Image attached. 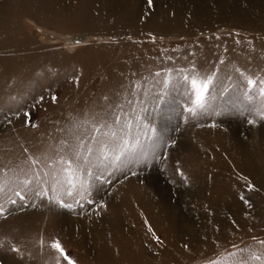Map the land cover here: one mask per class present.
Here are the masks:
<instances>
[{
    "label": "rangeland",
    "instance_id": "374dc122",
    "mask_svg": "<svg viewBox=\"0 0 264 264\" xmlns=\"http://www.w3.org/2000/svg\"><path fill=\"white\" fill-rule=\"evenodd\" d=\"M260 80L264 0H0V264H262Z\"/></svg>",
    "mask_w": 264,
    "mask_h": 264
},
{
    "label": "snow or ice",
    "instance_id": "6c2138e0",
    "mask_svg": "<svg viewBox=\"0 0 264 264\" xmlns=\"http://www.w3.org/2000/svg\"><path fill=\"white\" fill-rule=\"evenodd\" d=\"M149 3H151V0H149ZM159 75V73H157ZM181 79L189 86V88L192 90V94L195 96V108L189 109V111L195 113L196 108H203L205 105V100L207 98V94L210 90V85L213 83L214 76L213 75H205L200 76L198 73L192 74V75H184L181 77ZM164 83H168L167 80L164 81ZM261 87L259 88V91L262 95H264V80L259 81ZM247 84L252 85L253 87H256L257 81L254 79H247ZM251 98V97H249ZM43 100V97L40 98ZM55 99V98H54ZM122 107V106H121ZM264 114V113H262ZM31 116V113H24L25 121L27 123H31V120L29 119ZM7 119V117H6ZM10 122V119H9ZM252 121H250L251 123ZM98 131V129H97ZM112 136H115L116 134L113 132L111 134ZM93 140H96L95 137H93ZM97 144H104L103 140H96ZM103 155V148L97 149ZM92 153V149L89 148L87 150L86 154H81L79 147H77L73 151V155L70 158L64 159L61 158L60 163L67 164L70 167L63 168L60 171H51V172H45L43 176H41L40 171H36L35 169H30L29 171L32 173L31 179L23 181L25 187H28L29 185H32V187L29 188V192L35 194L36 196L41 195H47L48 190L45 186H50L53 191L56 190V185L60 184L59 176L62 172H72V171H80L85 172L87 174H91V169L93 167L97 166V158L89 159V155ZM118 158V157H117ZM33 164L38 163L36 160L31 161ZM102 163V161H101ZM2 171V170H0ZM3 177H0V193L3 192ZM68 183H71L69 180ZM16 195H19L20 193H15ZM66 195H73L71 191H67L65 193ZM63 203V201H60ZM12 203H15L13 200ZM70 206V205H66ZM3 211L2 205H0V212ZM261 243H264L262 241ZM53 248L57 249L61 254H64V249L60 245V243L57 241L53 244ZM14 251H19V249H13ZM247 251V249L243 250ZM249 261H261V256L252 254L249 256L248 260H240L237 262V264H249ZM211 264H220L219 261H212ZM264 264V262H262Z\"/></svg>",
    "mask_w": 264,
    "mask_h": 264
},
{
    "label": "bare ground",
    "instance_id": "6f19581e",
    "mask_svg": "<svg viewBox=\"0 0 264 264\" xmlns=\"http://www.w3.org/2000/svg\"><path fill=\"white\" fill-rule=\"evenodd\" d=\"M81 229H82V228H81ZM83 230H84V228H83ZM84 231H85V230H84ZM84 231H83V232H84ZM81 235H82V234H81ZM83 235H85V234H83ZM82 237H83V236H82Z\"/></svg>",
    "mask_w": 264,
    "mask_h": 264
}]
</instances>
